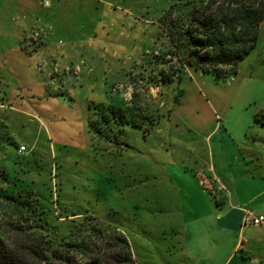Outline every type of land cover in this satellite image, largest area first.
<instances>
[{
    "label": "rangeland",
    "instance_id": "obj_1",
    "mask_svg": "<svg viewBox=\"0 0 264 264\" xmlns=\"http://www.w3.org/2000/svg\"><path fill=\"white\" fill-rule=\"evenodd\" d=\"M9 1L0 0V188H30L68 216L61 234L91 216L125 236L134 264H179L188 217L211 227L185 201L222 205L212 175L264 190V19L233 72L185 68L163 83L168 64L152 56L169 60L157 21L170 0H20L14 12ZM133 101L140 127L110 122L109 141L90 129L96 105L117 112ZM225 238L233 246V232ZM252 249L264 256V242Z\"/></svg>",
    "mask_w": 264,
    "mask_h": 264
},
{
    "label": "trees",
    "instance_id": "obj_2",
    "mask_svg": "<svg viewBox=\"0 0 264 264\" xmlns=\"http://www.w3.org/2000/svg\"><path fill=\"white\" fill-rule=\"evenodd\" d=\"M263 19L264 0H170L157 21L166 37L163 56L169 57L152 56L156 64H168L158 80L172 83L174 76L179 80L185 68L233 72L255 47ZM173 60L176 71L170 66ZM135 104L117 112L96 105L90 129L109 141L110 122L140 127ZM158 120L147 118L151 126ZM61 218L68 216H53L49 204L30 188H0V264H134L127 239L116 229L105 232L95 218L84 216L73 218L77 224L64 235L57 223ZM110 237L116 246L108 243Z\"/></svg>",
    "mask_w": 264,
    "mask_h": 264
},
{
    "label": "crops",
    "instance_id": "obj_3",
    "mask_svg": "<svg viewBox=\"0 0 264 264\" xmlns=\"http://www.w3.org/2000/svg\"><path fill=\"white\" fill-rule=\"evenodd\" d=\"M19 1L10 0L5 6L10 12L20 10L22 3ZM212 176L218 189L224 190L220 192L222 196L213 197L222 205L215 210L208 198L198 203L185 201L191 210L200 209L211 227L200 226L199 217L194 213L188 217L190 227L182 234L185 242L179 247V264H264V256L259 260L252 249L254 244L264 242V225L242 226L245 212L264 216V190L256 193L255 187L260 184L254 180L243 178L236 183L228 176L225 183L221 177ZM249 228L260 229L259 234L248 237ZM229 232L236 237L233 246L226 242Z\"/></svg>",
    "mask_w": 264,
    "mask_h": 264
},
{
    "label": "built area",
    "instance_id": "obj_4",
    "mask_svg": "<svg viewBox=\"0 0 264 264\" xmlns=\"http://www.w3.org/2000/svg\"><path fill=\"white\" fill-rule=\"evenodd\" d=\"M42 6H47L48 1L42 0L41 2ZM25 149L23 147L20 148V151H24ZM264 224V216L258 215L255 216L254 214L250 212H245L243 219H242V226L244 227H257Z\"/></svg>",
    "mask_w": 264,
    "mask_h": 264
}]
</instances>
